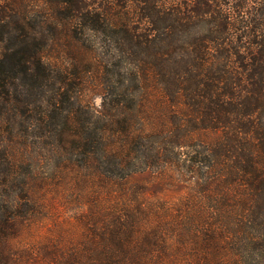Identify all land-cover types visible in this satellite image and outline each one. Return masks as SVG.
I'll list each match as a JSON object with an SVG mask.
<instances>
[{"label":"trees","instance_id":"trees-1","mask_svg":"<svg viewBox=\"0 0 264 264\" xmlns=\"http://www.w3.org/2000/svg\"><path fill=\"white\" fill-rule=\"evenodd\" d=\"M67 186L112 206L32 255ZM0 264H264V0H0Z\"/></svg>","mask_w":264,"mask_h":264},{"label":"rangeland","instance_id":"rangeland-1","mask_svg":"<svg viewBox=\"0 0 264 264\" xmlns=\"http://www.w3.org/2000/svg\"><path fill=\"white\" fill-rule=\"evenodd\" d=\"M100 98L94 96L93 103L97 106ZM142 181L139 179V182ZM63 190L53 188L45 193V207L39 212L35 221L21 230V242L28 246L32 255L69 254L84 251L83 247L94 236L93 224L102 222L101 216L106 213L112 203H98L92 206L87 199L86 191L75 188ZM149 190L144 204L168 205L184 195L185 190L167 192L162 186ZM79 193V194H78ZM106 203V204H104ZM106 206V207H105ZM93 214V217L91 215ZM156 216L151 213L147 218L156 223ZM101 225V224H100ZM46 253V254H44Z\"/></svg>","mask_w":264,"mask_h":264}]
</instances>
